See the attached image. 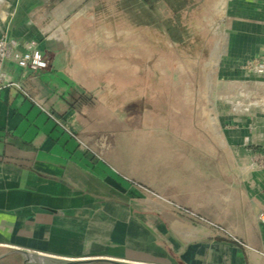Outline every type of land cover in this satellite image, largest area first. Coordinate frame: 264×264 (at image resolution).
<instances>
[{
    "label": "crops",
    "instance_id": "1",
    "mask_svg": "<svg viewBox=\"0 0 264 264\" xmlns=\"http://www.w3.org/2000/svg\"><path fill=\"white\" fill-rule=\"evenodd\" d=\"M90 1L0 0V37L36 40L49 59L27 74L9 62L7 73L76 136L17 88H0V264H264V75L245 71L264 63V0L229 2L215 82L238 80L253 105L236 106L227 82L232 102L211 108L209 170L196 157L140 156L145 142L121 110L103 105L100 76L86 94L85 67L95 76L105 67L83 57Z\"/></svg>",
    "mask_w": 264,
    "mask_h": 264
},
{
    "label": "rangeland",
    "instance_id": "2",
    "mask_svg": "<svg viewBox=\"0 0 264 264\" xmlns=\"http://www.w3.org/2000/svg\"><path fill=\"white\" fill-rule=\"evenodd\" d=\"M229 2L91 0L88 4L83 57L105 67L96 76L95 67H85L92 78L85 85L86 94L93 98L90 92L99 86L100 76L99 89L106 92L103 105L121 110L125 122L145 142L138 147L140 156L196 157L209 170L214 163L209 150L216 149L211 108L217 102L224 106L232 102L226 98L227 82L237 90L236 106L250 103L243 98L244 87L238 80L221 82L219 88L215 82L222 71L219 64L227 42ZM218 42L222 44L217 55L212 50ZM246 67V72L264 75ZM153 140L155 146L147 143ZM218 162L226 169V162ZM150 196L212 222L159 194Z\"/></svg>",
    "mask_w": 264,
    "mask_h": 264
},
{
    "label": "built area",
    "instance_id": "3",
    "mask_svg": "<svg viewBox=\"0 0 264 264\" xmlns=\"http://www.w3.org/2000/svg\"><path fill=\"white\" fill-rule=\"evenodd\" d=\"M9 62H14L16 66L21 69L22 74L36 73L48 69L49 59L42 52L39 42L36 40L18 41L6 36L0 37V88H17L24 96L37 104L39 108L54 121V123L62 127L72 136L76 137L74 131L69 126V123H67L65 118L60 117L53 110L47 108L46 106L37 103V101L27 92L23 85H21V82L18 79H13L9 76L6 71V67ZM249 67H254L258 74H264V63L253 64ZM178 212L187 218L195 220L203 226L216 230L218 235L225 233L223 228L197 216L193 212L184 210H178ZM259 219L264 225V213L260 215ZM261 255L264 256V251L261 253Z\"/></svg>",
    "mask_w": 264,
    "mask_h": 264
},
{
    "label": "water",
    "instance_id": "4",
    "mask_svg": "<svg viewBox=\"0 0 264 264\" xmlns=\"http://www.w3.org/2000/svg\"><path fill=\"white\" fill-rule=\"evenodd\" d=\"M117 264H125V263H118V262H116Z\"/></svg>",
    "mask_w": 264,
    "mask_h": 264
}]
</instances>
